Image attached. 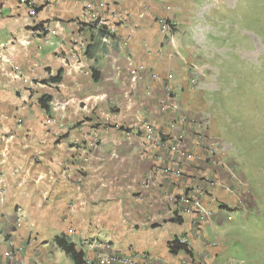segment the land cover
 <instances>
[{"label": "crops", "instance_id": "1", "mask_svg": "<svg viewBox=\"0 0 264 264\" xmlns=\"http://www.w3.org/2000/svg\"><path fill=\"white\" fill-rule=\"evenodd\" d=\"M168 1L186 0H0V264L11 240L18 264H74L60 237L86 260L102 239L111 252H148L157 264L189 260L169 252L174 237L193 258L220 253L206 244L214 216L241 203L199 179L233 180L226 158L223 167L206 162L219 138L211 122L202 126L203 96L186 86L189 72L173 56L181 30H161L160 17L175 23ZM102 16L114 32L89 57ZM147 120L165 135L161 143L144 137ZM181 136L193 159L176 150ZM185 194L211 217L181 201Z\"/></svg>", "mask_w": 264, "mask_h": 264}, {"label": "rangeland", "instance_id": "2", "mask_svg": "<svg viewBox=\"0 0 264 264\" xmlns=\"http://www.w3.org/2000/svg\"><path fill=\"white\" fill-rule=\"evenodd\" d=\"M168 2L175 30H181L174 35L173 56L189 72L186 86L189 76L190 89L203 96L201 121L209 119L216 130L215 146L225 153L238 197L234 203H241L214 216L217 230L206 242L221 250L207 264H264V0H186L179 2L183 10ZM166 89L171 95L172 88ZM98 242L110 241L91 244L87 264H105L112 253L99 250ZM147 253L130 256L157 264Z\"/></svg>", "mask_w": 264, "mask_h": 264}, {"label": "built area", "instance_id": "3", "mask_svg": "<svg viewBox=\"0 0 264 264\" xmlns=\"http://www.w3.org/2000/svg\"><path fill=\"white\" fill-rule=\"evenodd\" d=\"M22 2H27V0H22ZM89 9H92V8H89ZM108 20L106 16H102L99 18V24L101 26H106V34L103 36V40L104 41H107L109 39V35H111L113 32H114V27L112 25H109L108 24ZM162 26H163V29L165 30H171V24L167 21H162ZM47 40V39H46ZM154 78L158 79L159 76L158 75H154ZM193 81V79L191 80ZM169 89V87H167ZM202 126L207 128L210 124V120L209 119H205L204 121L201 122ZM142 128L145 132V135L144 137L146 139H151V140H157V142H160L161 143V140L162 138L165 137L164 134H159L158 137L155 136V134H157L155 132V127H154V124L153 122L147 120V121H143L142 123ZM127 136L130 137L131 136V133H127ZM176 150L178 151H181V154L185 156V158H191L193 159V156L194 154L190 153L186 147H185V144H184V141H183V138L182 136L180 138H177V144H176ZM208 152H209V157L211 158V160L216 164L218 165L219 167H223L225 166L224 165V162L222 160V156L225 154L224 151L222 149H219L217 148L216 146H207V149ZM221 157V158H219ZM162 172L164 173H169V172H172L174 173L175 175L177 176H181L183 177L184 174L182 170L180 169H177V170H172L170 168H167V167H162ZM202 184H206V186L208 185L209 187L211 188H214L215 186H225L224 188L226 189V191L228 193H233V190L231 189V187L228 185H224V183H222L219 179H215V178H211V179H208L207 181H203ZM195 190L199 193H201V190L199 189V186L198 187H195ZM173 201L176 202L177 201V198L176 197H173ZM181 201H184V202H191L193 205H195L196 207L199 208V211L202 212L203 214H205L206 216L208 217H211V212L209 210H207V208H205V206H203L200 202V200L197 198V197H188L187 194L184 195V197L181 198ZM180 203V202H178ZM184 212H188L189 209H183ZM182 243H187L186 240L182 239L180 240ZM207 246L211 249L215 248L217 246V243L216 242H211V243H206ZM96 247L99 248V250L101 249H106V248H110V244L109 242H98L96 243ZM21 253L20 249L16 246L13 245V241H9V248L7 251H5V255L7 257V263L6 264H18L17 262V256ZM210 255V252H207L205 253L203 256H201V258H189V262L188 261H185V264H207V258L209 257ZM145 256V255H143ZM104 262L105 264H142L140 262H138V259L136 257H132L130 255H121L119 254L117 251L116 252H112L110 255H108V257L104 258ZM144 262V261H143ZM35 264H38V263H35ZM145 264V263H143ZM149 264H152L151 262H149Z\"/></svg>", "mask_w": 264, "mask_h": 264}, {"label": "trees", "instance_id": "4", "mask_svg": "<svg viewBox=\"0 0 264 264\" xmlns=\"http://www.w3.org/2000/svg\"><path fill=\"white\" fill-rule=\"evenodd\" d=\"M159 20V19H157ZM161 21H164V18H161ZM171 27L174 26L176 23L170 22ZM106 34V26H102L99 28V33L96 34H92L91 35V39H92V43L90 45L87 46L86 48V54L89 57H94L96 55V53L99 51L100 49V45H101V38L102 36H104ZM110 37L112 36L109 35ZM191 74V72H190ZM58 79V77H57ZM190 77L188 76V85L190 88ZM43 107L46 105H42ZM207 158H206V162L207 164L210 163L211 166H215L216 164L211 160V158L209 157V152L208 150L205 151ZM182 170V169H180ZM213 170V169H212ZM183 171V170H182ZM183 174L185 175V172H183ZM213 175V172H212ZM210 173L204 174L201 178H199L200 180L203 181H207L208 179L214 178V176H212ZM224 205H219V208H223ZM231 209V208H230ZM55 243L63 249V251H65L72 259L74 264H85L86 262V257H85V253L82 250H78L76 248L75 243L73 242H69L68 240H66L64 237H60V238H56ZM167 247L169 248V252L172 254H177L179 252H183L184 254L190 256L191 258L194 257L191 248L189 247V245L187 243H182L180 241L179 238L174 237L172 240L168 241L167 243Z\"/></svg>", "mask_w": 264, "mask_h": 264}]
</instances>
